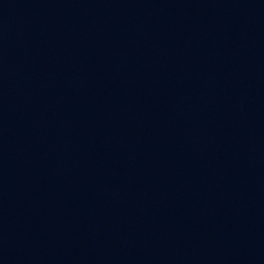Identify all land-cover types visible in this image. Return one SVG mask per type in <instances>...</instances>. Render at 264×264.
Returning <instances> with one entry per match:
<instances>
[{
	"label": "water",
	"instance_id": "1",
	"mask_svg": "<svg viewBox=\"0 0 264 264\" xmlns=\"http://www.w3.org/2000/svg\"><path fill=\"white\" fill-rule=\"evenodd\" d=\"M0 264H264V0H18Z\"/></svg>",
	"mask_w": 264,
	"mask_h": 264
}]
</instances>
